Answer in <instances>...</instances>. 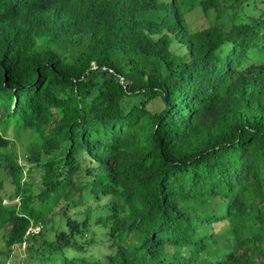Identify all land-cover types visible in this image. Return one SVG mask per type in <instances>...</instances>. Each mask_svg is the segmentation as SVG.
<instances>
[{"label":"trees","instance_id":"1","mask_svg":"<svg viewBox=\"0 0 264 264\" xmlns=\"http://www.w3.org/2000/svg\"><path fill=\"white\" fill-rule=\"evenodd\" d=\"M223 1L228 23L190 25V10ZM255 6L0 0V193L8 179L16 198L0 194V228L8 250L37 241L0 264H252L249 251L264 264ZM9 130L32 134L28 167ZM33 169L37 191L23 179Z\"/></svg>","mask_w":264,"mask_h":264},{"label":"rangeland","instance_id":"2","mask_svg":"<svg viewBox=\"0 0 264 264\" xmlns=\"http://www.w3.org/2000/svg\"><path fill=\"white\" fill-rule=\"evenodd\" d=\"M230 1H223L221 5L217 9H211L207 13H204L199 7H195L194 9L190 10L187 17L188 21L191 26L197 27L202 25H208L210 23H228L229 15L232 13V8H229ZM264 9V0H256V6L251 9L248 7L245 8L246 14H258L259 11ZM146 16H153L155 15L154 10H148L143 12ZM42 38V37H40ZM38 38V40L40 39ZM151 108L158 107V101H154L150 104ZM14 131L9 130L8 135L12 139V143L7 147L8 150H13L17 155L18 162L25 167L29 166V162L26 160V147L29 141L31 140V133L29 130H20L18 133L14 135ZM45 157V156H44ZM2 170L0 169V174ZM23 179L30 180L33 183V190L37 191L40 186V170L33 169L31 171L30 177L28 173L24 174ZM1 197L5 204H12L16 201L14 190L12 185L10 184L8 179H4V188L1 191ZM51 226L44 227L42 232L46 233L48 238L52 237V233L50 232ZM6 232V228H0V262L3 261L8 257V261H22L28 256L31 252H33V248L36 246L37 241L34 239L26 242L21 246H13L10 250L4 244L3 235ZM27 246L31 248L28 249ZM33 247V248H32ZM248 256L252 261V264H261V258L255 252L249 251Z\"/></svg>","mask_w":264,"mask_h":264},{"label":"built area","instance_id":"3","mask_svg":"<svg viewBox=\"0 0 264 264\" xmlns=\"http://www.w3.org/2000/svg\"><path fill=\"white\" fill-rule=\"evenodd\" d=\"M42 229V225L40 223L38 224H31L28 228L26 234L27 235H36L38 234Z\"/></svg>","mask_w":264,"mask_h":264}]
</instances>
